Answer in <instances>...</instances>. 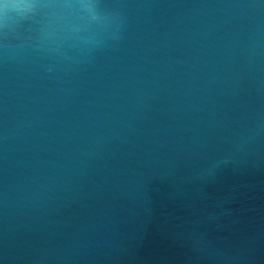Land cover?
<instances>
[{
	"label": "water",
	"instance_id": "1",
	"mask_svg": "<svg viewBox=\"0 0 264 264\" xmlns=\"http://www.w3.org/2000/svg\"><path fill=\"white\" fill-rule=\"evenodd\" d=\"M0 264H264V0H9Z\"/></svg>",
	"mask_w": 264,
	"mask_h": 264
},
{
	"label": "clouds",
	"instance_id": "2",
	"mask_svg": "<svg viewBox=\"0 0 264 264\" xmlns=\"http://www.w3.org/2000/svg\"><path fill=\"white\" fill-rule=\"evenodd\" d=\"M26 7V5L20 3H11L9 0H0V11L5 14V18L7 17V13L10 9H19Z\"/></svg>",
	"mask_w": 264,
	"mask_h": 264
}]
</instances>
